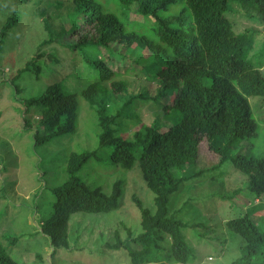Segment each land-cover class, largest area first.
Here are the masks:
<instances>
[{"label":"trees","instance_id":"trees-1","mask_svg":"<svg viewBox=\"0 0 264 264\" xmlns=\"http://www.w3.org/2000/svg\"><path fill=\"white\" fill-rule=\"evenodd\" d=\"M9 1L27 4L31 0ZM71 1L68 28L60 25L54 30L48 16L39 12L44 35L36 42L34 56L11 79L12 84L23 72L33 73L36 80L47 76L38 95L18 99L20 119L11 129L32 131L35 148L61 147L57 155L60 165L65 164L66 176L52 188L50 211L39 218L40 230L49 238L52 250L66 248L74 213L110 212L121 206L125 179L114 181L106 194L100 186L77 177L95 159L125 174L137 168L152 196L147 206L132 194L140 214L137 232L133 236L123 226L125 239L115 230L113 242L103 246L124 248L130 264L198 263L187 228L191 225L192 235L200 240L205 236L197 229L202 224L177 216L193 198L188 197L179 209L170 207L172 195L186 180L194 179L195 173L182 177L179 170L196 163L203 140L220 156L218 166L230 160L247 176V190L264 205V154L229 153L235 145L256 137L260 129L249 98L257 97V108L264 110V43L249 56L257 31L235 32L229 11L237 3L264 26V0H107L121 12L102 0ZM131 11L142 22L129 21ZM18 22L19 16L13 12L1 26L0 53L7 33ZM69 34L76 35L75 41L63 42L62 37ZM55 45L66 50L73 66L69 74L51 80L58 76L55 67L65 57L58 55ZM137 50L147 51V57L138 54L142 62L128 53ZM127 71L134 78L144 75L155 82L156 93L126 95L131 81L123 75ZM71 76L76 79L72 89L67 86ZM15 89L20 92L17 86ZM149 100L173 122L163 128L155 121H139L137 107ZM261 117L264 122V115ZM124 118L129 120L122 127L119 123ZM85 129L96 138L93 149L83 144L88 139ZM224 175L218 171L208 178ZM39 207L36 204L35 211ZM226 227L240 240L233 264H264V221L242 211L228 219ZM20 238L0 236V264H25L11 249Z\"/></svg>","mask_w":264,"mask_h":264},{"label":"rangeland","instance_id":"rangeland-1","mask_svg":"<svg viewBox=\"0 0 264 264\" xmlns=\"http://www.w3.org/2000/svg\"><path fill=\"white\" fill-rule=\"evenodd\" d=\"M57 1L61 2L60 6ZM102 1L109 3L112 7L108 6L116 12H121L112 1ZM71 8V0H31L27 4L0 0V28L11 13L15 12L19 16V22L7 33L4 50L0 53V236L21 237L11 247L14 251L11 252L25 264H130L129 255L124 248L113 250L103 245L113 242L115 230L118 231L120 239L124 240L127 232L123 226L130 228L133 236L137 232L140 214L131 200L132 194L141 197L145 205H151L152 196L141 178L140 171L133 168L125 174L119 169H114L112 164H102L95 159L89 161L86 169L78 173L77 177L88 184L100 186L106 194L110 193L114 181L125 179L121 206L110 212L74 213L69 221L68 247L52 250L49 238L40 230L39 218L50 211L53 186L61 184L66 176L65 164L60 165L61 161L57 155L61 147H55L54 144L35 148L32 131L21 133L18 130L20 127L11 129L12 124L20 119L17 110L20 106L22 108V105L18 99L23 101L38 95L47 79V76L43 75L41 79L36 80L33 73L23 72L11 84V79L17 75V71L34 56L36 42L44 35L42 16L39 12L43 11L48 16L51 27L59 30L60 25L67 28L70 26L68 13ZM128 16V20L134 23L143 20L132 11ZM229 17L235 32L245 29L257 31L252 35L253 47L249 52L251 56L264 43V26L257 23L245 12L244 6L237 3L231 4ZM75 39V34L62 37L63 42H74ZM56 48L58 55L65 57H62V63L55 67L59 72L58 76L51 80L69 74L73 66L69 55L64 53L66 50L60 46ZM128 53L138 62H142L138 54L147 57L145 50ZM109 56H112L111 53ZM126 62L130 63L127 59ZM123 75L128 81L131 80L126 95L139 91L156 93L157 84L148 77L142 75L141 79L139 76L134 78L128 71ZM69 79L67 86L70 89L76 87V79L72 76ZM15 86L20 90L19 93H16ZM249 100L260 129L256 137L235 145L229 153L257 157L264 154V122L261 117L264 110L263 107L257 108V97H251ZM137 114L140 115L139 121L148 124L155 121L163 128L173 122L170 116L163 117L162 111L151 100L140 102ZM128 120L124 118L119 124L124 127ZM120 132L128 133L124 129ZM85 136L88 139L83 142L84 146L90 144L86 148H95L96 138L91 131L85 129ZM57 144L60 145L61 141H57ZM219 161L220 156L208 149L207 142L203 140L196 163L179 170L182 177L195 173L194 179L186 180L178 193L171 197V210L183 207L188 197L193 198L177 216L186 222L202 224L197 228L200 232H205V236L200 240L192 235L194 230L191 225L187 228V236L197 255L196 260H199L195 264H233L239 256L240 240L230 235L226 221L239 212L248 211L250 217L264 221L263 202L247 190V176L236 170L230 160L218 166ZM218 171H223L225 175L208 178L211 173L216 174ZM36 204L40 205L37 211L34 209ZM212 237L214 239H211Z\"/></svg>","mask_w":264,"mask_h":264}]
</instances>
